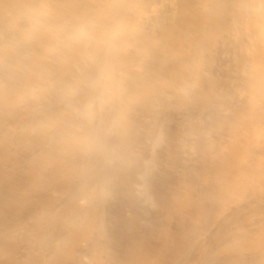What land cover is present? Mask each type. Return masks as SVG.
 <instances>
[{
  "label": "bare ground",
  "instance_id": "6f19581e",
  "mask_svg": "<svg viewBox=\"0 0 264 264\" xmlns=\"http://www.w3.org/2000/svg\"><path fill=\"white\" fill-rule=\"evenodd\" d=\"M252 3L264 7V0ZM242 9L180 12L235 18L0 21V132L13 150L32 149L15 169L53 166L67 184L51 193L60 203L29 212V243L20 249L29 264H48L43 249L71 256L67 264H110L108 246L98 241L114 194L109 184L127 164L135 117L150 104L161 107L147 113L150 125L171 120L161 154L171 172L165 213L182 222L193 203L200 235L183 250L171 243L169 256L163 246V258L132 263L264 264V8ZM160 138L151 137L139 193ZM23 229L18 221L7 232ZM74 242L82 248L72 251ZM120 260L112 262H128Z\"/></svg>",
  "mask_w": 264,
  "mask_h": 264
},
{
  "label": "rangeland",
  "instance_id": "374dc122",
  "mask_svg": "<svg viewBox=\"0 0 264 264\" xmlns=\"http://www.w3.org/2000/svg\"><path fill=\"white\" fill-rule=\"evenodd\" d=\"M252 2L253 0H0V21L24 22L32 19L78 21L93 18L149 21L169 18H235L236 16L232 15H223L224 17L180 15V12L227 11V9L238 11L244 4L242 10L246 11L264 8ZM193 70L191 69L190 72L192 73ZM204 72L209 73L206 70ZM215 72L222 76L224 69L215 68ZM169 97L171 100L172 95ZM154 106L159 107V105L150 104L145 108L144 115L135 117L138 127L131 141L132 150L128 155L127 164L124 165L119 179L109 184L114 194L106 201L108 209L103 213L102 232L98 241L108 246L106 251L110 264H114L112 261L119 262L124 257L128 259L127 264H133L142 257L154 258L157 255L163 258L164 255H161L163 246L168 248L166 256H169L175 243H177L176 248L183 250L200 235V226L190 219V216L194 214L192 213L193 203L188 204L183 210L185 213L181 219L182 222L177 223L178 219L165 213L164 201L168 197L165 196L163 201V196L165 183L171 172L161 154L166 143L167 123L171 124V120L163 119L158 122L159 125L158 123L150 125L147 113ZM2 133L0 132V264H29L28 256L23 258L20 252V249L29 243L27 230H31L33 225L32 220H29V212L33 209L45 211L50 209L51 203H60L63 197L58 198L51 193L54 190L57 192L62 190L67 184L62 180L64 178L54 175L53 170L56 173V169L53 166L42 168L33 165L20 172L17 171L15 167L19 165L20 157L32 149L23 147L13 150L5 141L8 134ZM154 133L159 134L161 138L152 150V158L146 172V190L145 194H142L137 192L134 186L140 180L139 170L148 157L150 141ZM190 137H193V134H186V138L190 139ZM15 139L17 141L19 136ZM182 154L196 155V152L193 148H184ZM196 164L194 165L193 162L191 165L193 169L196 168ZM194 175L198 177L197 174ZM194 180H196L195 177ZM115 183H119L118 189ZM200 187L201 185L196 183L191 195L199 196ZM147 202L152 203L150 209L145 206ZM189 210H191L190 214H188ZM241 211L248 212V209L243 208ZM37 218L39 219V217L35 219ZM18 221H22L23 233L19 236L8 234V229ZM216 235L212 233L209 242H214ZM75 242L72 251L82 248L80 243ZM171 243L174 244L171 245ZM192 252L186 254V259L191 257ZM48 253L49 251L43 249L40 256V259L48 264H54L60 260L67 264L73 260L71 256H69L70 260H65L62 254L48 256Z\"/></svg>",
  "mask_w": 264,
  "mask_h": 264
}]
</instances>
